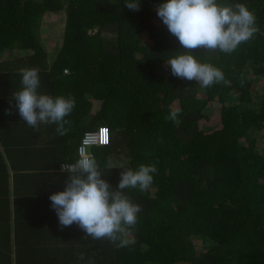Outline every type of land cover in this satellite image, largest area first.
<instances>
[{
    "label": "trees",
    "instance_id": "1",
    "mask_svg": "<svg viewBox=\"0 0 264 264\" xmlns=\"http://www.w3.org/2000/svg\"><path fill=\"white\" fill-rule=\"evenodd\" d=\"M128 2L0 0V264H264V0H217L246 5L259 31L231 54L192 53L229 82L207 88L166 65L186 50L156 15L164 0H139L138 11ZM61 10L51 50L42 17ZM22 67L40 69L41 94L74 97L64 135L19 116ZM176 108L178 125L168 118ZM101 124L108 143L87 149L113 188L124 169L157 167L146 191L122 190L142 207L118 234L133 241L125 247L61 229L49 199L64 190L61 164Z\"/></svg>",
    "mask_w": 264,
    "mask_h": 264
},
{
    "label": "clouds",
    "instance_id": "2",
    "mask_svg": "<svg viewBox=\"0 0 264 264\" xmlns=\"http://www.w3.org/2000/svg\"><path fill=\"white\" fill-rule=\"evenodd\" d=\"M125 7L138 11L139 0H129ZM155 11L168 32L186 50L170 58L166 64L171 74L188 81H199L204 88L214 83L229 82L219 68L198 62L192 53L203 49L231 54L259 31L255 14L239 3L221 5L217 0H164L155 6ZM26 53L35 55L32 49H27ZM18 71L22 87L12 97L19 116L33 131H38L41 124H56L57 134L64 135L67 132L64 125L70 123L65 117L75 107L74 97L41 94L38 91V67H22ZM181 111L174 109L168 118L178 125ZM6 114H11L10 109ZM60 170L68 174L64 190L49 196L59 227L63 229L76 224L83 231V238L107 239L110 242L119 239L118 247L132 243L118 234H128L129 229L136 225L137 214L142 207L133 203L122 190L138 188L146 191L153 182L152 173L157 172L156 165H140L135 171L130 168L122 170L119 182L113 188L101 178L103 172L95 157L86 148H81L79 158L74 163L61 164ZM80 259H83V254Z\"/></svg>",
    "mask_w": 264,
    "mask_h": 264
},
{
    "label": "rangeland",
    "instance_id": "3",
    "mask_svg": "<svg viewBox=\"0 0 264 264\" xmlns=\"http://www.w3.org/2000/svg\"><path fill=\"white\" fill-rule=\"evenodd\" d=\"M64 11L59 12H45L42 17V40L48 49L53 50L50 47L51 41L58 42L62 37V29H63V22H64ZM50 59V58H49ZM214 109H208V112L212 115ZM215 115V114H214Z\"/></svg>",
    "mask_w": 264,
    "mask_h": 264
},
{
    "label": "built area",
    "instance_id": "4",
    "mask_svg": "<svg viewBox=\"0 0 264 264\" xmlns=\"http://www.w3.org/2000/svg\"><path fill=\"white\" fill-rule=\"evenodd\" d=\"M108 141H109V129H108L107 125L101 124L98 127H96L95 129H90V130L84 131L83 135L81 136L79 145H78L77 157L75 160H77L79 158V151L81 148L87 149L91 145L107 144ZM87 151H88V149H87ZM62 164H70V163L63 162Z\"/></svg>",
    "mask_w": 264,
    "mask_h": 264
},
{
    "label": "crops",
    "instance_id": "5",
    "mask_svg": "<svg viewBox=\"0 0 264 264\" xmlns=\"http://www.w3.org/2000/svg\"><path fill=\"white\" fill-rule=\"evenodd\" d=\"M4 157V160H3V162H5L6 164H8V158L4 155L3 156ZM7 168H8V172L11 174V177H10V180L12 179V176H13V168L11 167V166H9V165H7ZM12 186V184H11V182H10V187Z\"/></svg>",
    "mask_w": 264,
    "mask_h": 264
}]
</instances>
